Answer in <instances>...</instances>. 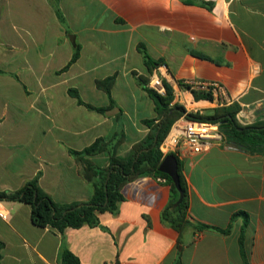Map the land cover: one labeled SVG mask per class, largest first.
<instances>
[{
    "label": "crops",
    "instance_id": "crops-1",
    "mask_svg": "<svg viewBox=\"0 0 264 264\" xmlns=\"http://www.w3.org/2000/svg\"><path fill=\"white\" fill-rule=\"evenodd\" d=\"M0 3V191H18L41 172L40 187L55 202L92 198L94 188L69 149L111 139L120 130L119 110L91 111L69 90L106 107L96 81L117 75L112 95L126 135L118 155L126 156L150 131L143 121L157 116L133 75L151 74L140 44L167 66L161 75L187 113L212 116L237 107L239 125H264V0H58L81 45L80 58L63 73L74 48L49 0ZM18 22L26 29V56L15 67L3 42ZM198 81H217L224 91L197 101L180 82ZM90 160L103 169L110 155ZM180 161L190 221L183 233L162 220L171 187L160 178L129 183L118 212L98 214L101 227L64 234L34 225L29 205L0 201V212L8 213V220L0 218L1 264H62L64 246L81 264H264V152L224 137L201 153L184 152Z\"/></svg>",
    "mask_w": 264,
    "mask_h": 264
},
{
    "label": "trees",
    "instance_id": "trees-1",
    "mask_svg": "<svg viewBox=\"0 0 264 264\" xmlns=\"http://www.w3.org/2000/svg\"><path fill=\"white\" fill-rule=\"evenodd\" d=\"M55 10L60 23L66 27V32L72 39L73 56L70 62L59 73L69 70V68L80 58L81 45L74 39L66 26V20L59 8L58 0H49ZM138 50L142 54L144 63L149 72L152 73L155 68L163 64L161 61L153 60L143 44L138 45ZM138 85L148 93L155 103L157 116L153 119L144 120L150 131L148 135L139 143L133 146L129 154L124 157L118 155V149L125 141L126 135L122 123V111L115 102L112 89L117 75L107 77L103 80H97L96 86L99 90L106 93L109 99V105L106 107H95L85 103L76 90H69V94L76 98L78 104L85 106L91 111L100 114L118 109L116 116L120 124V130L109 140L98 138L92 145L81 151L69 149V153L82 166V175L92 184L94 194L88 202L59 204L40 187L39 172L33 179L28 181L18 191H0V201H18L25 203L31 208V219L34 225L42 228L52 227L60 234H64L66 228H81L84 225L90 227H101L98 217L99 213L110 212L116 214L119 210V204L123 201V190L129 184L145 177L160 178L166 180L171 187V198L168 206L162 212V220L166 225L172 227L180 234L190 226L189 221V198L188 188L181 171V161H179V175L181 186L185 196L183 201L176 205L179 200L177 191L172 179L165 173L159 171L164 155L160 146L169 135L173 125L185 117L188 120L201 122H212L220 125V131L224 137L234 141L236 144L249 151L260 148L264 152V125H254L242 127L236 121L237 107L234 109L223 108L215 109L212 116H203L199 113H187L184 106L173 103L174 90L164 81L166 94L161 95L149 86L150 79L137 72H133ZM180 86L190 90L195 100H214L210 92L197 91L191 85L180 82ZM107 152L110 155L109 165L106 168L98 169L90 157ZM198 231L209 229L206 225H197ZM5 245L0 241V264L3 257ZM179 253L182 251V243L179 241ZM60 259L62 264H81L79 259L67 248L63 247Z\"/></svg>",
    "mask_w": 264,
    "mask_h": 264
},
{
    "label": "built area",
    "instance_id": "built-area-1",
    "mask_svg": "<svg viewBox=\"0 0 264 264\" xmlns=\"http://www.w3.org/2000/svg\"><path fill=\"white\" fill-rule=\"evenodd\" d=\"M161 70L167 72V66L161 64L155 68L149 76V86L159 94L165 95L166 87ZM192 87L197 91L210 92L213 96H220L224 91L222 84L217 81H198L193 83ZM223 140L224 135L220 131L219 124L188 120L183 117L173 125L169 135L161 144L160 150L164 155L173 153L180 159L186 151L194 154L201 153ZM0 218L8 220V213L0 212Z\"/></svg>",
    "mask_w": 264,
    "mask_h": 264
},
{
    "label": "rangeland",
    "instance_id": "rangeland-1",
    "mask_svg": "<svg viewBox=\"0 0 264 264\" xmlns=\"http://www.w3.org/2000/svg\"><path fill=\"white\" fill-rule=\"evenodd\" d=\"M1 8H2V4L0 3V12H1ZM15 28L13 29V25L11 26V36L9 37V41L6 39L4 43L3 48L5 49H11L9 52L6 53V55H10L14 57V65L15 67L19 64H22V62H24V57L26 56V51H25V47H26V29L25 28H21L24 27L22 25L19 24H15ZM16 33V34H14ZM0 37H4L2 36V34H0ZM1 39V38H0ZM4 41V38L1 39ZM24 50V51H23ZM31 88L33 86H30ZM182 119V118H181Z\"/></svg>",
    "mask_w": 264,
    "mask_h": 264
},
{
    "label": "water",
    "instance_id": "water-1",
    "mask_svg": "<svg viewBox=\"0 0 264 264\" xmlns=\"http://www.w3.org/2000/svg\"><path fill=\"white\" fill-rule=\"evenodd\" d=\"M180 164L177 157L173 154H169L162 161L159 171L167 174L173 181L177 191L179 192V200L176 205L180 204L185 196L184 190L181 186V179L179 175Z\"/></svg>",
    "mask_w": 264,
    "mask_h": 264
}]
</instances>
